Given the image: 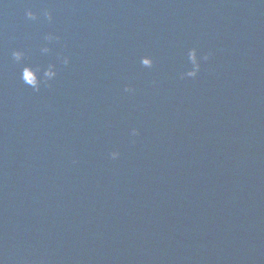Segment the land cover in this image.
<instances>
[{
	"label": "water",
	"instance_id": "95a60500",
	"mask_svg": "<svg viewBox=\"0 0 264 264\" xmlns=\"http://www.w3.org/2000/svg\"><path fill=\"white\" fill-rule=\"evenodd\" d=\"M134 2L0 0L3 264L57 263L93 116ZM29 74L38 89L25 83Z\"/></svg>",
	"mask_w": 264,
	"mask_h": 264
},
{
	"label": "clouds",
	"instance_id": "9594fccd",
	"mask_svg": "<svg viewBox=\"0 0 264 264\" xmlns=\"http://www.w3.org/2000/svg\"><path fill=\"white\" fill-rule=\"evenodd\" d=\"M44 15L47 17V19H48L49 22H51V21L53 20V16H52V13H51V12H49V11H48V12H45ZM27 16H28V18L31 19V20H36V19H37V16H36L33 12H31V11H29V12L27 13ZM54 38H55V37H53V36H51V35L48 37L49 40H52V39H54ZM13 56H14V59H15L17 62L22 61L23 58H24V54H23L22 52H20V51L14 52V53H13ZM210 58H211L210 54L204 57L205 61H208ZM191 59H192L193 64L196 66V70L193 71V72L188 73V76H190V77H192V78H195V77L197 76V74H198V72H199V68H200L199 60H198L197 55H196L195 52H193V53L191 54ZM64 62H65V64H68L70 61H69V59L67 58V59H65ZM143 63L145 64V66H148V67H150V66L152 65V61H151V59H150V58H147V57L143 60ZM47 77H48V79H50V80H54L55 77H56V73H55L54 71H49V72L47 73ZM25 83L28 84V85H30V86L33 87V88H37V89L39 88V82H38L37 79H36L33 75H31V74H29V75L27 76V78H26V80H25ZM126 91H129V92H130V91H132V89H127ZM133 135H134V136L139 135V132H138L137 130H134V131H133ZM119 157H120V153H119V152H112V153H111V158H112L113 160L119 159ZM0 264H3V262L0 261Z\"/></svg>",
	"mask_w": 264,
	"mask_h": 264
}]
</instances>
